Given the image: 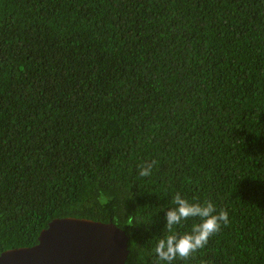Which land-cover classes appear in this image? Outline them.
Returning <instances> with one entry per match:
<instances>
[{"label":"trees","instance_id":"obj_1","mask_svg":"<svg viewBox=\"0 0 264 264\" xmlns=\"http://www.w3.org/2000/svg\"><path fill=\"white\" fill-rule=\"evenodd\" d=\"M177 192L229 223L172 264H264V0H0V254L72 216L152 264Z\"/></svg>","mask_w":264,"mask_h":264},{"label":"water","instance_id":"obj_2","mask_svg":"<svg viewBox=\"0 0 264 264\" xmlns=\"http://www.w3.org/2000/svg\"><path fill=\"white\" fill-rule=\"evenodd\" d=\"M129 235L112 221L61 217L49 222L32 246L0 254V264H125Z\"/></svg>","mask_w":264,"mask_h":264},{"label":"clouds","instance_id":"obj_3","mask_svg":"<svg viewBox=\"0 0 264 264\" xmlns=\"http://www.w3.org/2000/svg\"><path fill=\"white\" fill-rule=\"evenodd\" d=\"M156 163L151 161L141 165L139 175L150 176ZM172 204L173 206L165 212V228L168 234L159 239L154 247L152 264H172L177 258L187 261L207 245L210 237L218 233L222 225L229 223L228 212L223 208L217 211L215 204L210 200L203 203L192 202L177 192ZM189 219L198 220L192 224L190 231H176L177 226Z\"/></svg>","mask_w":264,"mask_h":264}]
</instances>
